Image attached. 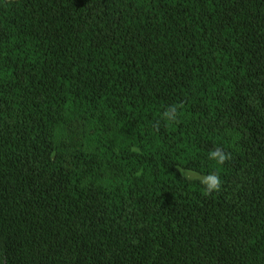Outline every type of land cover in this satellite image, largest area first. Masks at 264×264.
I'll use <instances>...</instances> for the list:
<instances>
[{
    "label": "trees",
    "instance_id": "trees-1",
    "mask_svg": "<svg viewBox=\"0 0 264 264\" xmlns=\"http://www.w3.org/2000/svg\"><path fill=\"white\" fill-rule=\"evenodd\" d=\"M0 264H264V0H0Z\"/></svg>",
    "mask_w": 264,
    "mask_h": 264
},
{
    "label": "clouds",
    "instance_id": "clouds-1",
    "mask_svg": "<svg viewBox=\"0 0 264 264\" xmlns=\"http://www.w3.org/2000/svg\"><path fill=\"white\" fill-rule=\"evenodd\" d=\"M168 119L176 118V109L173 107L165 113ZM210 158L215 160L218 164H222L228 157L227 154L220 150H214L210 153ZM189 178L192 177V173H185ZM201 183L205 186V190L211 193L213 190H219L222 184L221 177L216 173H209L208 175L199 178Z\"/></svg>",
    "mask_w": 264,
    "mask_h": 264
},
{
    "label": "rangeland",
    "instance_id": "rangeland-1",
    "mask_svg": "<svg viewBox=\"0 0 264 264\" xmlns=\"http://www.w3.org/2000/svg\"><path fill=\"white\" fill-rule=\"evenodd\" d=\"M78 133H76V135H77ZM184 171V173H192L193 175H192V177H202V176H204V175H200L198 172H196V171H193V170H189L188 169V171L187 170H183ZM193 171V172H192Z\"/></svg>",
    "mask_w": 264,
    "mask_h": 264
}]
</instances>
